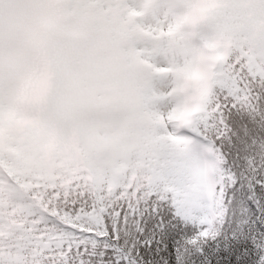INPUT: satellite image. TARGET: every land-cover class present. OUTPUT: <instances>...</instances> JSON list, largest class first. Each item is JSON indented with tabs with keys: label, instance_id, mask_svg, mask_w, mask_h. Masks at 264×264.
I'll return each instance as SVG.
<instances>
[{
	"label": "snow or ice",
	"instance_id": "1",
	"mask_svg": "<svg viewBox=\"0 0 264 264\" xmlns=\"http://www.w3.org/2000/svg\"><path fill=\"white\" fill-rule=\"evenodd\" d=\"M192 18L219 40L160 63L145 130L101 142L46 111L57 41L38 25L21 58L0 0V93L15 75L17 110L4 128L27 161L0 169V264H264V0H226L215 14L204 5ZM212 58L211 78L193 85ZM13 210L20 227H9Z\"/></svg>",
	"mask_w": 264,
	"mask_h": 264
},
{
	"label": "rangeland",
	"instance_id": "2",
	"mask_svg": "<svg viewBox=\"0 0 264 264\" xmlns=\"http://www.w3.org/2000/svg\"><path fill=\"white\" fill-rule=\"evenodd\" d=\"M5 7L13 43V30L17 31L22 21L30 22L34 34L36 25L42 24L46 36L57 41L59 67L63 71L61 76L57 75L54 88L58 84L56 91L63 86L65 90L53 97L55 116L78 123L92 139L101 142L127 141L145 130L142 100L153 78L162 76L156 71L160 63L181 62L186 44L200 46L203 39L219 40L218 36L194 28L192 15V30H181L183 12L191 9L190 0H151L150 4L148 0H5ZM67 13V23H63ZM72 15L90 22L91 27L85 32L92 34L84 44L87 48L80 53L87 84L76 83L77 90H81L79 96L73 94L71 87L77 77H69L71 66L80 67L69 63L67 42L76 40L81 45L78 34L71 33L69 28L75 23ZM23 43L28 45L29 41L24 38ZM205 49L200 47V52L207 56ZM15 71L13 65L12 72ZM209 72L211 68L202 73L203 79ZM14 84L15 75L10 80L9 92L0 93V131L12 137L15 130H5L4 124L16 117V109L8 110ZM185 99L189 105L196 103L191 92Z\"/></svg>",
	"mask_w": 264,
	"mask_h": 264
},
{
	"label": "trees",
	"instance_id": "3",
	"mask_svg": "<svg viewBox=\"0 0 264 264\" xmlns=\"http://www.w3.org/2000/svg\"><path fill=\"white\" fill-rule=\"evenodd\" d=\"M77 56V54H76ZM0 135L4 138L8 137L4 131H0ZM27 163L21 153L19 156L15 155L8 144L0 142V169L8 171L9 174L17 172ZM8 224L10 228H16L23 225V217H21L15 210L8 214Z\"/></svg>",
	"mask_w": 264,
	"mask_h": 264
},
{
	"label": "clouds",
	"instance_id": "4",
	"mask_svg": "<svg viewBox=\"0 0 264 264\" xmlns=\"http://www.w3.org/2000/svg\"><path fill=\"white\" fill-rule=\"evenodd\" d=\"M190 3H191V9L186 8L183 12V21L180 24L181 30H188V31L192 30V26L189 23L190 17L192 15V9L204 6L205 0H190ZM205 54L209 57H212V49H208V48L205 49ZM211 62L212 63L215 62L214 58H212ZM201 79H203V74L198 73L195 79L191 83L195 85ZM191 105H195V103Z\"/></svg>",
	"mask_w": 264,
	"mask_h": 264
}]
</instances>
